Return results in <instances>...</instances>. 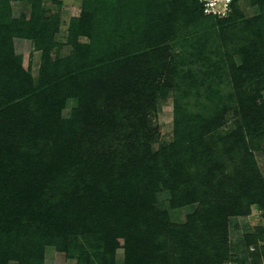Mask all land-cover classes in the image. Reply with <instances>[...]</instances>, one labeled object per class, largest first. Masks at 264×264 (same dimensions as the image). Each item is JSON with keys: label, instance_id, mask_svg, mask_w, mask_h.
Returning <instances> with one entry per match:
<instances>
[{"label": "trees", "instance_id": "obj_1", "mask_svg": "<svg viewBox=\"0 0 264 264\" xmlns=\"http://www.w3.org/2000/svg\"><path fill=\"white\" fill-rule=\"evenodd\" d=\"M177 1L186 13L181 22L182 18L175 15L178 9H171L169 20L172 25L175 21L177 26L172 35L164 29L153 38L139 33L136 43L125 40L124 50L114 49L116 38L112 36L115 34L102 36L97 32L96 17L87 11L83 18L74 21L75 53L67 59L71 68L60 76L54 75V83L45 79V62L38 88L31 78L20 83L13 79L3 84L0 103H4V110L0 111V119H4L5 125L0 132H13L17 142L11 145L0 141V264H7L9 256L19 259V264H36L35 260L30 261L27 242L24 244L27 252L23 251L18 258L20 253L14 248L18 246L11 243L12 232H35L33 227L38 226L39 221L43 225L46 222L43 213L56 215L60 210L59 203L55 202L57 189L46 186L49 183L46 174L59 167L62 158L53 156L56 149L61 153L63 149L57 140L48 142L50 147L46 146L44 157L43 145L39 143L40 130L61 117L70 97L84 99L77 90L84 85L79 71L85 63L95 69L97 64L104 65L108 55L109 58L122 57L121 61H125L124 54L136 50L141 41L142 48L147 43L152 47L144 54L148 59H143L146 69L141 65V72L161 69L162 62L155 59L160 54L156 46L159 40L173 36L186 41L183 54L179 58L173 56L176 62L184 60L174 69H178L177 74H173L179 76L174 78L175 138L155 154L125 163L126 173L114 179L116 194L106 195L98 190L101 197L89 204L91 209L84 215L76 213L80 225L91 226L89 232L104 239L97 253L100 264H118L115 254L120 247L125 249L122 264H171L175 255H183L187 248L193 251L189 258L181 256L183 261L187 260L185 264H210V259L207 261L204 257L206 254L214 256L215 249L206 241L208 233L226 227L230 216L249 215L254 205L264 212V175L254 153L264 144V98L260 94L264 82V14L246 19L240 7L242 0H233L227 17L206 14L199 0ZM250 2L264 9V0ZM160 24L166 25L167 20L153 23L158 27ZM78 33L91 35L96 47L79 46ZM114 65L109 64L108 68ZM102 67L96 70H105ZM1 68L11 71L9 62ZM147 87V84L142 86L143 93ZM249 89H254L256 94L251 95ZM5 95L7 101L3 102ZM227 108L241 115L245 126L214 140L206 139L204 130L216 126L220 120L217 116ZM4 145L11 148L5 149ZM102 167H106L105 163L97 162V170H101L102 175L95 171L92 185L98 181V176L103 178ZM161 185L172 192V200L180 199L176 204L197 203L186 224L172 223L157 207L156 187ZM65 200L62 197L61 204L66 203ZM66 206L71 207V203ZM64 227L66 233L67 227ZM174 228L183 230L172 241L167 240ZM262 234L255 232L247 236L249 244H255L256 250L251 252L255 264H264L260 251L264 247L260 248L257 241L258 236L264 239ZM3 244L7 245L4 249ZM220 261L223 263V258ZM220 261L217 263L221 264Z\"/></svg>", "mask_w": 264, "mask_h": 264}, {"label": "rangeland", "instance_id": "obj_2", "mask_svg": "<svg viewBox=\"0 0 264 264\" xmlns=\"http://www.w3.org/2000/svg\"><path fill=\"white\" fill-rule=\"evenodd\" d=\"M179 5L181 3L177 0H0V91L4 83L13 79L20 83L31 78L38 88L45 62L46 81L54 83V75L64 74L70 67L67 59H71L75 53L72 33L77 29L73 27L74 21L83 18L87 11L96 17L97 32L102 36L115 34L112 36L116 38L114 49L124 50L125 40L136 43L139 33L153 38L164 29L172 35L177 26L175 21L172 25L169 20L172 18L171 9H178L175 15L178 19L182 18L181 22L185 18L186 12ZM240 7L246 19L264 14V9L253 5L250 0L240 1ZM158 20L160 23L167 20V24H160L162 29L159 25H153ZM76 41L79 46L96 47L95 39L89 34L78 33ZM185 42L173 36L158 41L156 46L160 54L155 59L160 60L162 66L156 72L151 69L145 72L140 70L141 65L145 68L144 60L148 59L144 54L152 48L149 43L142 48L143 41L136 50L131 51L129 46L132 56L124 54L127 57L125 61H121L122 57L109 58L108 55L104 65H101L105 70L100 72L96 70L101 68L98 64L95 69H91L85 63L79 71L84 85L72 86L79 87L77 92L84 99L70 97L61 117L51 120L50 125L39 132L42 139L39 143L43 145L41 154L44 157L46 148L50 147L48 142L57 140L63 149L62 153L56 149L53 156L62 158L58 162L61 163L59 167L52 168L46 174L49 180L46 186L57 189L55 202L59 203L60 210L56 215L43 213L46 222L43 225L39 221L38 226L33 227L35 232H12L11 243L19 247H14L20 253L18 258L23 251L27 252L24 246L27 242L30 261L35 260L36 264H100L97 253L100 246L103 247L104 239L98 234H91V226L80 225L76 213L84 215L90 208L89 204L98 201L101 197L98 190L106 195L116 194L114 179L126 173L125 163L155 154L174 141V78L179 76L173 74H177L178 69H174L184 60L176 62L173 56L179 58L183 54V49L187 47ZM103 43L107 45L106 41ZM10 50L13 53L9 54ZM8 62L11 71H2L5 69L1 65ZM113 63L112 69L108 68ZM262 76L264 78V74ZM145 84L148 87L143 93L142 86ZM261 89L260 94L264 98V82L261 83ZM249 93L255 95L256 91L249 89ZM17 98L20 99L19 96ZM2 100L6 102L7 96ZM3 105L0 103V111L4 110ZM217 117L220 120L216 126L204 130V137L208 140L225 136L241 125L245 126L241 115L228 108ZM2 125H5L3 118L0 119V130ZM1 140L11 145L17 142L14 133L9 134L8 131L7 134L5 130L0 132ZM5 145V149L11 148ZM262 147L254 153L264 175V144ZM97 162H104L106 167H102L103 178L98 176V181L92 185L91 178L93 174L96 175L95 171L102 175V171L97 170ZM156 195L159 210L164 211L170 221L177 225L186 224L189 215L197 208V203L176 204L180 199L172 200V192L162 185L156 187ZM62 197L66 203L61 204ZM67 203H71V207H67ZM63 225L67 227L66 233L63 232ZM182 230H170L167 240L172 241ZM255 232L264 235V212L256 205L252 206L249 215L230 216L226 227L208 233L206 241L215 249V254H206L204 259H210V264H218L221 258L224 261H220L221 264H255L256 259L251 255L256 250L255 244L247 241V236ZM257 241L260 248L264 247L262 237L258 236ZM2 247L4 249L7 245L3 244ZM192 251L187 248L183 255H175L174 263L171 264H185L187 260L183 261L181 256L189 258ZM260 251L264 258V250ZM8 258L7 264L20 262L17 258ZM115 259L118 264L124 262V248L116 250Z\"/></svg>", "mask_w": 264, "mask_h": 264}, {"label": "built area", "instance_id": "obj_3", "mask_svg": "<svg viewBox=\"0 0 264 264\" xmlns=\"http://www.w3.org/2000/svg\"><path fill=\"white\" fill-rule=\"evenodd\" d=\"M204 7V12L219 17H227L232 10L233 0H199Z\"/></svg>", "mask_w": 264, "mask_h": 264}]
</instances>
